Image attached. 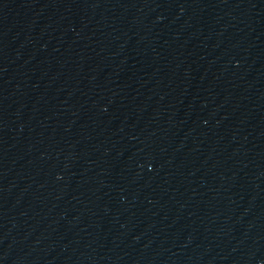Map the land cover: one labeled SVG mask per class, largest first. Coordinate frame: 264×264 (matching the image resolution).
I'll return each mask as SVG.
<instances>
[{"label":"water","instance_id":"obj_1","mask_svg":"<svg viewBox=\"0 0 264 264\" xmlns=\"http://www.w3.org/2000/svg\"><path fill=\"white\" fill-rule=\"evenodd\" d=\"M0 264H264V0H0Z\"/></svg>","mask_w":264,"mask_h":264}]
</instances>
